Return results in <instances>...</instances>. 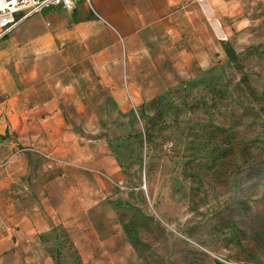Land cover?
Returning <instances> with one entry per match:
<instances>
[{
	"label": "rangeland",
	"instance_id": "374dc122",
	"mask_svg": "<svg viewBox=\"0 0 264 264\" xmlns=\"http://www.w3.org/2000/svg\"><path fill=\"white\" fill-rule=\"evenodd\" d=\"M204 5L129 38L93 12L72 41L37 13L0 40V210L31 200L21 160L48 165L86 220L47 235L41 264H264V0L259 24L247 6L222 37ZM85 186L101 191L92 215ZM88 227L107 237L90 252L118 262H83ZM0 264L29 263L0 244Z\"/></svg>",
	"mask_w": 264,
	"mask_h": 264
},
{
	"label": "crops",
	"instance_id": "0c3cea01",
	"mask_svg": "<svg viewBox=\"0 0 264 264\" xmlns=\"http://www.w3.org/2000/svg\"><path fill=\"white\" fill-rule=\"evenodd\" d=\"M190 1L196 5L199 4L201 8L203 4L206 5L213 18L218 22L223 36L230 33V27L226 26L229 19L233 17L241 18L244 14V8L247 6L249 8L248 16L257 18V24L261 22V0ZM181 3L182 0H92V10L90 11V8L86 9L83 1L76 0L72 11L57 9L40 13L42 27L39 29L49 30L52 33L53 40L68 39L72 41L79 37L78 32L84 28L83 26H89L91 30L97 25L92 15L94 12L102 17L115 30L117 35L119 32L125 38H129L134 37L147 25L158 23L159 19L170 8ZM27 21L25 20L23 25L26 26ZM28 26L32 25L28 24ZM99 33H103L113 40V35L108 29L103 28ZM87 37L94 38V35H88ZM212 38L210 35L211 40ZM13 164L14 172L12 174L15 181L29 179L30 185H22L21 189H28L31 192V200L26 203L20 195L17 198L9 199L14 205L13 209L0 210V244H5L7 248L13 249L14 256L22 258L29 264H41L48 255L44 252H37L36 248H43L42 241L48 239L47 235H53L54 239H57L59 232H61V229H65L66 225L78 223L84 225L86 220L83 217L79 218L77 199H74L73 212H65L62 185L60 182L57 187L53 185L52 173L46 169L48 165L44 164L41 171H36V166L33 163L18 160L14 161ZM6 167L8 165H5ZM5 175V183L1 184L0 187L4 192H9L8 180L11 174L5 171ZM21 189L18 191L19 194L22 193ZM82 192L88 195L87 198H83L84 215H92L96 212L95 210L99 204V201L95 199L99 197L101 191L97 188L85 186ZM83 229L85 231L82 234L84 244L81 245V248L84 251H79L83 262L113 263L119 261L114 259L115 257L107 255L105 259H97L99 256L92 254L90 251L104 249L107 237L95 231L94 228ZM26 247H29L28 253L25 251Z\"/></svg>",
	"mask_w": 264,
	"mask_h": 264
},
{
	"label": "built area",
	"instance_id": "2783aa9c",
	"mask_svg": "<svg viewBox=\"0 0 264 264\" xmlns=\"http://www.w3.org/2000/svg\"><path fill=\"white\" fill-rule=\"evenodd\" d=\"M75 1L76 0H0V40L20 22L37 13L57 9L72 11ZM81 1L87 4L92 10V0ZM43 157L50 160L47 155H43Z\"/></svg>",
	"mask_w": 264,
	"mask_h": 264
},
{
	"label": "bare ground",
	"instance_id": "6f19581e",
	"mask_svg": "<svg viewBox=\"0 0 264 264\" xmlns=\"http://www.w3.org/2000/svg\"><path fill=\"white\" fill-rule=\"evenodd\" d=\"M203 11L205 12L206 14V17L208 18L210 24H211V27L212 29L215 31V33L219 36V37H222V32H221V29L219 27V24L218 22L213 18L211 12L209 11V9L206 7V5L203 6Z\"/></svg>",
	"mask_w": 264,
	"mask_h": 264
}]
</instances>
